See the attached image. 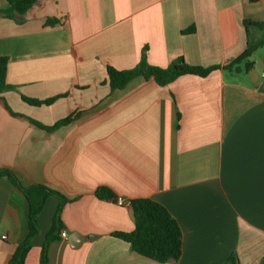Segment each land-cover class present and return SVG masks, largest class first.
<instances>
[{
    "label": "crops",
    "instance_id": "obj_1",
    "mask_svg": "<svg viewBox=\"0 0 264 264\" xmlns=\"http://www.w3.org/2000/svg\"><path fill=\"white\" fill-rule=\"evenodd\" d=\"M48 18L60 23L46 26ZM246 21L264 23V0H39L15 19L0 17V57L14 87L0 95V168L70 200L49 264H161L112 236L135 229L133 208L98 199L101 186L127 201L154 200L176 219L183 254L163 264H225L233 253L239 264H262L264 94L250 74L259 77L264 45L252 70L224 69L264 39L263 28L247 33ZM144 50L155 67L220 68L166 86L137 77L112 90L107 67L132 69ZM58 96L49 106L22 99ZM50 198L25 264H40L58 207L53 197L44 216ZM28 231L26 196L0 177V264Z\"/></svg>",
    "mask_w": 264,
    "mask_h": 264
},
{
    "label": "trees",
    "instance_id": "obj_2",
    "mask_svg": "<svg viewBox=\"0 0 264 264\" xmlns=\"http://www.w3.org/2000/svg\"><path fill=\"white\" fill-rule=\"evenodd\" d=\"M8 7L0 10V17L15 19L17 15L26 14L39 0H6ZM256 1V0H252ZM60 22L57 18H48L46 26L54 27ZM248 28L256 26L264 29V23H253L246 21ZM195 29L189 28L184 33H193ZM264 45V39L256 44L249 41L245 52L238 58L232 60L224 66L225 70H233L236 66L244 63L246 71L254 68V63L249 59L253 53ZM7 57H0V95L14 87L7 84L8 71ZM220 66L209 68L191 66L183 60L176 61L166 68L151 66L147 62L146 50L143 51L141 60L136 67L129 70H117L111 66L107 67L108 83L112 90L124 88L131 80L143 77L146 80L153 79L159 86H166L183 75H195L206 77ZM59 97L47 100H35L23 97V101L33 106H49ZM180 118V115L178 114ZM73 120L68 117L47 130H55L62 125H66ZM36 123V122H34ZM38 124V123H37ZM0 177H7L9 181L23 192L29 203V231L25 239L19 244L8 264H25L27 255L32 248L34 239L39 235V216L44 209L45 203L50 197L58 200V207L52 222L51 230L42 246L40 264H49L48 251L50 244L56 240L57 235L63 230L61 214L65 205L70 201L60 192L45 185H32L24 187L17 176L8 169L0 168ZM96 197L101 200L115 202L117 195L108 187L97 188ZM135 214V229L132 232H115L113 237L119 238L129 243L134 252L158 263H168L178 261L183 254V233L179 223L160 203L151 199H135L130 201ZM225 264H239L235 253H233ZM262 264H264V259Z\"/></svg>",
    "mask_w": 264,
    "mask_h": 264
},
{
    "label": "built area",
    "instance_id": "obj_3",
    "mask_svg": "<svg viewBox=\"0 0 264 264\" xmlns=\"http://www.w3.org/2000/svg\"><path fill=\"white\" fill-rule=\"evenodd\" d=\"M259 79L262 82H264V62H262L261 66H260ZM115 203L119 206H127V207L131 206L130 201H127L123 198H117ZM62 237H67V234L65 232H63Z\"/></svg>",
    "mask_w": 264,
    "mask_h": 264
},
{
    "label": "water",
    "instance_id": "obj_4",
    "mask_svg": "<svg viewBox=\"0 0 264 264\" xmlns=\"http://www.w3.org/2000/svg\"><path fill=\"white\" fill-rule=\"evenodd\" d=\"M253 73V71H252ZM256 72L254 71V75H256L254 78L252 77V74H250V77L252 79L253 82L257 83L259 80V77L257 74H255ZM259 92L264 94V82H262L259 85ZM132 219L135 220V214H134V210L132 209ZM91 239H93V236L90 237Z\"/></svg>",
    "mask_w": 264,
    "mask_h": 264
},
{
    "label": "rangeland",
    "instance_id": "obj_5",
    "mask_svg": "<svg viewBox=\"0 0 264 264\" xmlns=\"http://www.w3.org/2000/svg\"><path fill=\"white\" fill-rule=\"evenodd\" d=\"M54 198H50L49 201H48V205H47V209L44 213V216H47V215H50L52 210H53V207H54V204L56 203L55 200H53Z\"/></svg>",
    "mask_w": 264,
    "mask_h": 264
}]
</instances>
